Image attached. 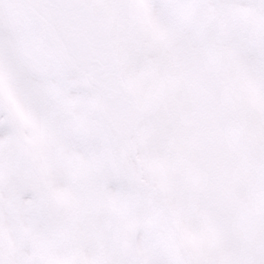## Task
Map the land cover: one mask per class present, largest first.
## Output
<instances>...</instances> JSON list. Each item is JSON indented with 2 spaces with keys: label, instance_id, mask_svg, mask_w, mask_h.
I'll return each mask as SVG.
<instances>
[{
  "label": "snow or ice",
  "instance_id": "snow-or-ice-1",
  "mask_svg": "<svg viewBox=\"0 0 264 264\" xmlns=\"http://www.w3.org/2000/svg\"><path fill=\"white\" fill-rule=\"evenodd\" d=\"M0 264H264V0H0Z\"/></svg>",
  "mask_w": 264,
  "mask_h": 264
}]
</instances>
